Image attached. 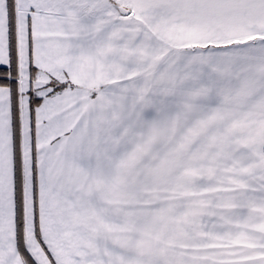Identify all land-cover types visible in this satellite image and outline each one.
<instances>
[{
	"label": "snow or ice",
	"instance_id": "snow-or-ice-1",
	"mask_svg": "<svg viewBox=\"0 0 264 264\" xmlns=\"http://www.w3.org/2000/svg\"><path fill=\"white\" fill-rule=\"evenodd\" d=\"M0 264H264V0H0Z\"/></svg>",
	"mask_w": 264,
	"mask_h": 264
}]
</instances>
